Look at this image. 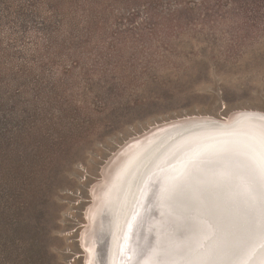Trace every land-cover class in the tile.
<instances>
[{"label": "rangeland", "instance_id": "rangeland-1", "mask_svg": "<svg viewBox=\"0 0 264 264\" xmlns=\"http://www.w3.org/2000/svg\"><path fill=\"white\" fill-rule=\"evenodd\" d=\"M22 1L42 4L0 10V120L20 135L0 153V264H92L101 191L128 147L178 119L264 113V32L238 35L242 20L210 12L218 0Z\"/></svg>", "mask_w": 264, "mask_h": 264}, {"label": "bare ground", "instance_id": "bare-ground-1", "mask_svg": "<svg viewBox=\"0 0 264 264\" xmlns=\"http://www.w3.org/2000/svg\"><path fill=\"white\" fill-rule=\"evenodd\" d=\"M231 116L226 123L200 117L178 119L171 122L170 127H164L152 136L150 131V136H145L146 138L143 139L141 137L139 142L137 141L131 147L127 146L128 148L116 158L113 164L108 162L112 165L107 181H103L105 183L103 189L96 185L99 191L102 189L101 199L97 204L93 223H90L93 226L87 238L91 246L89 248L92 264H104L102 260L104 251H106V264H146L145 260L154 252L150 246L147 247V236L142 229L143 221H140L138 217L140 215L137 214L140 212L144 221L149 222L148 216L150 217L154 210L153 207H156L161 200L160 196L155 195L157 185L160 186V191L165 190L168 182H171L172 186L177 189H183L184 197L180 195L176 203L178 202L180 210L188 212L186 213L187 219H185L189 225L185 226L186 236L205 233L207 240L199 252L204 249L207 254L214 252L213 256L206 255L207 257H203L202 260H208L209 263L216 262L219 251L227 250L229 246L236 250L240 241V243L246 242L245 237L254 238L255 235L259 237L262 235L252 233L250 224H246L249 231L243 229L238 231L233 225L250 223V218H253L251 211H255L256 208L264 211V165L255 166L233 155L235 157L223 156V159H220L224 165L218 164V167H214L213 162L218 159V155L213 156L212 153L218 150L219 146L215 148L218 142L227 140L229 136L234 138L248 130L261 137L263 139L261 142L264 143V113L260 111L237 112ZM237 122L241 123L242 125H238L242 127L235 128ZM158 127L163 128L159 125ZM202 131L213 132L214 135L202 143L197 139L194 142L196 150L193 152L188 151L186 147L188 144L184 143L183 150L186 154L182 159H178L177 163V159H164L162 162L164 153L170 147L176 144L181 145L183 139L189 137L194 139L198 136L203 137ZM224 131L232 135L225 134ZM135 159L137 163L134 172L123 180L121 178L125 170V168L121 170L123 164L125 161ZM161 162L170 170L166 171L165 167L161 168L159 166ZM179 162L181 164L176 169ZM180 172L188 174L185 183L181 181ZM153 173L155 174L151 176ZM119 179H122V183H118ZM145 182L150 185L148 186ZM112 184H114L113 187ZM149 191H153L150 197ZM144 196H148L147 199H144ZM131 218L138 220L137 225L132 229V234L128 231L132 226V222L129 224ZM256 218L253 221L255 224L260 226L264 224L262 221L264 217ZM203 224L205 228L197 227ZM213 225L218 227L213 228ZM262 243H255V247L262 248L264 246ZM171 245H173L172 240ZM86 260L89 261L88 256ZM157 261H160V258ZM262 262L264 264V259Z\"/></svg>", "mask_w": 264, "mask_h": 264}, {"label": "water", "instance_id": "water-1", "mask_svg": "<svg viewBox=\"0 0 264 264\" xmlns=\"http://www.w3.org/2000/svg\"><path fill=\"white\" fill-rule=\"evenodd\" d=\"M238 124H241L239 122L236 123L235 128H240L242 126H239ZM242 125V124H241ZM249 131V130H248ZM245 131L244 134L237 135L234 138H227V140L218 142V145H215V148L217 146L218 150H214L215 152L212 153L213 156L216 154L218 155V159L213 162L214 167H218V164L220 166L224 165L223 161L220 159H223L224 157H235L240 159L246 160V162H250V164H253L255 166H261L264 165V143L261 142L263 140L261 137L257 136L253 131ZM243 132V131H242ZM225 134H230L226 131H224ZM246 133H250L251 135H247ZM203 137H189L186 139H183V141L180 144H176L172 147H170L163 155L162 162L165 160H176V163L178 159H182V157L186 154L184 153V143H187L188 145V151H195V141H198L202 143V141H208L211 137H213V132L209 131H202ZM216 135V134H215ZM232 135V134H230ZM255 137V138H250ZM204 138V139H203ZM197 143V144H201ZM183 150V151H182ZM182 151V152H181ZM184 153V154H183ZM207 153V152H206ZM235 155V156H233ZM210 159V158H209ZM161 162L159 166L162 168L165 167V165ZM137 163V160H129L125 161L123 164V167L121 168L125 170L123 171L124 174L122 175V179H127L128 175H131L134 172L135 165ZM262 163V164H261ZM179 165L176 167L178 169ZM177 165V164H176ZM172 165H170L171 168ZM166 171L170 170L165 167ZM172 169V168H171ZM175 169V170H176ZM180 170V169H179ZM181 173V172H180ZM182 183H185L187 180L188 174L185 172V174H180ZM155 173H153L151 176H153ZM205 174V173H204ZM129 177V176H128ZM122 179H119L118 183H122ZM116 181L114 182V184ZM112 184V187L114 186ZM148 186L150 183L145 182ZM165 190L160 191V186L157 185V191L155 195L160 196V202L156 207H153L154 210L152 211V214L150 217L148 216L147 219H149V222L147 223L144 221L143 215L140 214V212L137 215L140 221H143V227L144 233L147 236V247L150 246V249L154 252L153 255L149 256L145 262L146 264H263L264 259V246L262 248H256L255 243L263 242L264 245V224L259 225L255 224L254 218L258 216L264 217V211L259 210L258 208L252 210L251 216L253 218H250V223H244L242 224H234L233 226L236 227L238 231L241 229L248 230L249 227L252 228V233H261L262 235L259 237L257 235L253 237H245L246 242L240 243L236 250H233V247L229 246L224 251L218 252V261H214L213 263H209L208 260H202L203 257L213 256L214 252L208 253L205 251V249L201 252V250L207 239H205V233L197 235H190L189 237L186 236L187 232V226L188 223H186V213L180 210L181 208L178 207L176 203V199H179L180 195H183L184 192H182L183 189L177 187H173L171 182L167 183ZM144 185V186H147ZM156 187V185H155ZM264 189V188H263ZM149 197L152 195L153 191H149ZM154 194V193H153ZM148 196H144V199H147ZM184 197V195L182 196ZM198 201V200H196ZM176 207V208H175ZM243 216V214H242ZM138 220L131 218L129 224L132 222V226L128 230L129 233L132 234V229L135 228L137 225ZM264 221V220H262ZM257 222V221H256ZM246 224H250V226H246ZM255 224V225H253ZM145 225L147 226L145 228ZM186 226V227H185ZM197 227L205 228L203 225H197ZM213 228H217L218 226L213 225ZM205 232V230L203 231ZM129 238V236H128ZM244 238V236H243ZM171 240L173 241V245H171ZM234 246V245H233ZM107 250V247H106ZM156 257V258H155ZM160 258V261H157ZM103 263L106 264V251H104L103 256Z\"/></svg>", "mask_w": 264, "mask_h": 264}, {"label": "trees", "instance_id": "trees-1", "mask_svg": "<svg viewBox=\"0 0 264 264\" xmlns=\"http://www.w3.org/2000/svg\"><path fill=\"white\" fill-rule=\"evenodd\" d=\"M18 2L19 5H16ZM48 6L51 9H59L61 4H66V0H47ZM74 0H69L68 3H73ZM194 4L199 3V5L204 4L205 0H195L193 1ZM175 3L178 5L180 4L183 7V4H187L186 0H175ZM37 4V5H36ZM41 3L34 2V4H30L27 6L26 2L22 0H0V10L1 13L4 14L6 20H10L13 18L22 19L25 18V12L27 11L28 7H32L34 10H40ZM222 7V8H221ZM192 8H189L191 10ZM180 10L175 8L169 15V18L173 15L179 14ZM208 12V11H207ZM212 14L225 18L228 16H234L235 18H239L242 20L240 26H238L235 32L237 34L249 33L247 35H253L255 33L264 32V0H218V11L211 10ZM63 13V11H62ZM0 14V29L3 26L2 23L4 22L2 16ZM64 18V16H63ZM23 21V20H22ZM244 23V24H243ZM44 30L47 31L48 39L47 42L49 43V48H52L54 45V32L52 30L51 21L45 20L44 23ZM245 36H242V38ZM19 133L17 130L12 131L11 127V120L5 119L4 123L0 120V153L2 154L4 151L7 150L9 146L13 144H19ZM5 196L6 188H0V194ZM4 198V197H3Z\"/></svg>", "mask_w": 264, "mask_h": 264}]
</instances>
